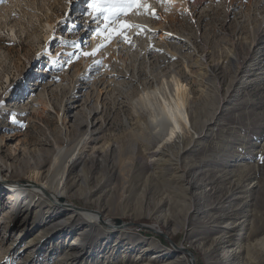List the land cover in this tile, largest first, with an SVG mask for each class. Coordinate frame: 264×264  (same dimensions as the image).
Returning a JSON list of instances; mask_svg holds the SVG:
<instances>
[{
  "label": "rangeland",
  "instance_id": "rangeland-1",
  "mask_svg": "<svg viewBox=\"0 0 264 264\" xmlns=\"http://www.w3.org/2000/svg\"><path fill=\"white\" fill-rule=\"evenodd\" d=\"M146 1L155 16L132 10L119 23L139 17L149 29L127 31L131 43L115 39L118 49L130 52L133 85L112 93L119 101L109 102L103 131L93 132L97 148L79 155L69 178V207L98 212L119 230L110 240L90 233L86 247V221L33 203L34 216L21 213L26 226L12 231L17 197L0 185V264H68L67 252L77 248L86 251L74 264H213L215 239L226 231L243 243L242 264H264V0H188L180 9L168 0ZM92 2L0 0V178L30 186L32 170L50 169L59 148L91 128L88 103L72 107L69 97L75 81L98 76L100 52L111 57L112 41L95 56L83 55L106 43L97 35L105 21L91 14ZM166 31L171 43L177 36L192 39L207 64L198 79L188 73L195 55L156 68L160 76L177 72L188 83L194 127L180 145L157 151L159 139L135 137L134 129H143L127 128L126 120L147 90L140 71L148 70L149 59L157 63L146 52L151 46L165 51ZM43 228L53 236L32 242ZM9 238L21 241L9 246Z\"/></svg>",
  "mask_w": 264,
  "mask_h": 264
},
{
  "label": "bare ground",
  "instance_id": "bare-ground-1",
  "mask_svg": "<svg viewBox=\"0 0 264 264\" xmlns=\"http://www.w3.org/2000/svg\"><path fill=\"white\" fill-rule=\"evenodd\" d=\"M171 3L175 8L180 9L181 6L188 4V0H171ZM188 8L189 7H187V9ZM126 18H128V16L124 17V20H126ZM124 20L123 23H126ZM141 22L146 24L142 19L137 17L133 24L140 25ZM144 27H146L147 30L149 29L147 26ZM171 37V34L167 31L161 36L162 45L165 47V51L161 50V53H159L160 49L156 46L148 48L145 57H156L157 63L153 66V62L149 59L148 70H146V72H144V69L140 71L138 79L142 81L143 86L146 87L147 90L142 92L131 105L133 113L131 120H133V123H131V120L129 119L126 120L127 128L139 127L143 129L142 131L137 128L134 129V136L137 135L140 139L145 140H150L149 138L151 137L154 139L158 138L159 143L157 151L164 150V146L171 145L173 142L180 145L184 142L188 130L194 131V127L193 117L189 111L192 104V95L188 83H186L184 79H181L177 72L160 76L156 72V68L163 66L161 62L166 64V62L177 57L186 58L187 54L190 56L195 55L198 60L194 62L195 64H192V68L190 65H187V68L189 66L188 73H190L192 77L194 76L198 79V77L204 74L203 70L205 69L204 67H206L205 64H207L206 55L200 52L192 39L177 36L175 37L174 42L171 43ZM115 39L112 40L109 48L111 49V57L104 52L99 53L104 59V64L101 69H99L98 76L89 77L85 75L83 79L75 81L72 95L69 97V103L72 107H77L76 105L81 101H83L84 104L88 103L86 114H88V124L89 126L91 125V128L88 129L89 131L79 137L76 142L70 140L66 146L59 148L50 169L45 170L43 169L44 165H41L39 170H32L29 175V180L31 181L30 186H22V184H20L21 181L14 180L13 177L8 175H3L0 178V185L10 187V191H12L17 197L13 203L15 214L10 221V230L14 231L16 227L24 229V226H26L24 222L26 221L22 220V222H19L18 216L24 212L27 219L29 217L32 218L34 213L29 208L33 203L38 205L46 204V207L50 211L53 209H55L56 212L69 211V216L77 217V219L80 218L86 221V226L89 227V231L87 232L86 230L84 232V234L87 232L86 236H83V238L81 237V244L86 247L88 245L86 237L90 233L97 232V234L101 235L103 239L110 240V238L113 237V234L117 233L116 231L119 230L118 227L109 224L107 219L103 221L104 218L102 219V216L98 212L91 210L82 211L75 207L72 209L69 207L71 204L69 199V178L71 177L73 166L76 164L79 155L84 150L91 147L92 150L95 151L97 148L93 143L95 135L93 132L96 130L102 132L107 125L106 118L109 102L113 100L116 105L119 101L118 98V100H116L115 97L112 96V93L118 89L122 90L123 88L133 85V80H130L128 76L132 75L134 73L133 69H135L133 67L130 71V64H128L130 52L128 48H121L123 45L118 49ZM97 41L96 44L98 46L100 43ZM117 52L119 53V59L116 57ZM88 59L89 58H86L85 62H87ZM86 64L88 65V63ZM76 65L78 66V64ZM126 68L128 70H126ZM129 72H131V74H129ZM144 74L146 75L145 78H143ZM133 76H135V74ZM83 85H86L84 88V91H86L84 93L85 95L82 98H77V94L81 92V86ZM86 104L84 107H86ZM42 108L44 111L46 110L45 105H43ZM80 114L84 115L82 112H80ZM63 124L65 127L69 124L68 115L63 118ZM183 149L184 147H181V150ZM1 163L3 167L6 165L5 162ZM43 175L44 178H42ZM28 196L33 199H31L32 201L29 205H26L25 203L27 198H29ZM223 216H225V214ZM56 223L59 226L62 223L65 224V221H58ZM54 226H56V224H54ZM232 226L235 227L236 224H228L226 229L233 230L234 228ZM52 236L53 234L51 230L43 228L40 232V236H37L31 241L40 244L43 239ZM239 239L240 237L233 240L228 234V231H226L224 235L216 237V251L218 252L219 258L217 261H214L213 264H242L243 257L239 253L241 252L243 243ZM9 240V246H17L21 241L18 238H9ZM85 251V248H77L68 251L67 256L70 257L67 263L74 264V259L79 256L82 257Z\"/></svg>",
  "mask_w": 264,
  "mask_h": 264
},
{
  "label": "snow or ice",
  "instance_id": "snow-or-ice-1",
  "mask_svg": "<svg viewBox=\"0 0 264 264\" xmlns=\"http://www.w3.org/2000/svg\"><path fill=\"white\" fill-rule=\"evenodd\" d=\"M171 3V0H168ZM92 13L94 18L103 17L105 23L103 28L97 31V35H104L106 43L98 46L93 52H86L83 55L95 56L101 48L106 47L107 43H110L116 36L121 39L128 40L127 31L132 28L139 29L137 34H142L147 31L146 27L135 24H120L119 21L123 17H127L132 10H136L137 14H151L156 15L150 8V5L146 3V0H93L91 4ZM156 18H159L158 16ZM131 43L130 40H128ZM99 63V62H98Z\"/></svg>",
  "mask_w": 264,
  "mask_h": 264
},
{
  "label": "water",
  "instance_id": "water-1",
  "mask_svg": "<svg viewBox=\"0 0 264 264\" xmlns=\"http://www.w3.org/2000/svg\"><path fill=\"white\" fill-rule=\"evenodd\" d=\"M122 223V222H121ZM126 223V222H125ZM125 225H128V226H130V225H136V224H134V223H131V222H127ZM185 253L187 254H189L190 255V257H192L193 259L195 258V257H193V253H192V251L191 250H185Z\"/></svg>",
  "mask_w": 264,
  "mask_h": 264
}]
</instances>
